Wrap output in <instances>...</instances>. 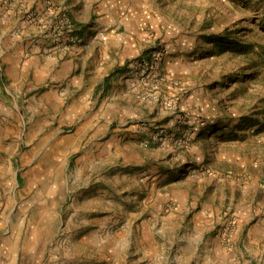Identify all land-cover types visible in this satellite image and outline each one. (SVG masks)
Returning a JSON list of instances; mask_svg holds the SVG:
<instances>
[{
    "label": "rangeland",
    "instance_id": "rangeland-1",
    "mask_svg": "<svg viewBox=\"0 0 264 264\" xmlns=\"http://www.w3.org/2000/svg\"><path fill=\"white\" fill-rule=\"evenodd\" d=\"M41 1L0 0V264H264V0L87 3L101 72Z\"/></svg>",
    "mask_w": 264,
    "mask_h": 264
},
{
    "label": "crops",
    "instance_id": "crops-1",
    "mask_svg": "<svg viewBox=\"0 0 264 264\" xmlns=\"http://www.w3.org/2000/svg\"><path fill=\"white\" fill-rule=\"evenodd\" d=\"M25 2H22L20 4V6L17 8V11L20 12L22 11L24 8L26 9H31V8H34L33 10H35L36 12L39 11L41 8H42V1L41 0H24ZM39 1V2H38ZM58 5H62L63 3L67 4V8H70L71 9V19L73 21V24H74V27H75V33L77 34V36H79L80 38V41L78 42V44H75L73 46L70 47L69 51H72L73 53H76V55H83V52L86 51L89 53L88 55V60L90 61L91 65H92V68H93V71H97V72H101V71H105L106 68H110V67H113L115 65V63H117L116 61H109V54L107 53V49H108V43L111 42L110 44L111 45H117V46H120V44L126 40H122L121 37H110L108 36L106 38V36L104 35V33L106 32L105 29H101V30H98V33L96 35V40L92 41L91 45L90 46H86L85 44L83 45V47H79V45L83 42V41H86V37H87V33H88V28H87V25L88 24H85V21L86 20H83L81 18V15L79 14V8H81V6L83 5H86V7H88L87 3H89L90 6H92V1H95V0H56ZM100 1V0H98ZM119 1H122V0H103L102 1V4L100 3L98 6L103 10L104 8L108 9L109 6H111V10L113 11L114 10V6H116V3L115 2H119ZM26 3V5H25ZM57 3H51V5L53 6H56ZM14 7H17V3H14L13 4ZM69 6V7H68ZM20 10V11H19ZM101 10V11H102ZM117 10V9H115ZM115 10L113 12H115ZM114 14V13H113ZM92 18V17H91ZM108 21V20H107ZM104 24L101 23L100 25H97V26H103ZM124 25V24H123ZM124 30L127 29V27L124 25L123 26ZM114 30V29H113ZM4 34V33H3ZM100 34H103L102 36ZM129 41V40H128ZM53 43V42H51ZM130 43V41H129ZM105 44L104 48H103V51L100 52L98 55L96 54V49L98 46H101ZM4 47H8L0 38V54L4 53L3 51V48ZM81 48H84V50L81 51ZM86 48V49H85ZM72 52H70V54H73ZM66 54V52L63 54L61 53L58 58L56 56H53L52 58L50 57H47V56H44L42 54L38 55L35 57L36 61H35V66L37 67L36 69L38 71H42V64L41 62L44 60V59H47V58H50L52 60L54 59H63L64 55ZM96 56H98V58H96ZM70 60L72 61L73 59L70 58ZM47 62L44 61L43 62V65L46 64ZM63 63V62H62ZM95 63V65H94ZM122 63H118L116 64V66H120ZM38 65V66H37ZM86 65V64H85ZM124 65V64H123ZM24 66L22 65V68ZM27 69V68H26ZM24 70V69H23ZM124 71H122L121 73H123ZM103 77H107L108 76V73L106 74L105 72L101 75ZM125 87L126 88H130L131 85L129 83H127V80H125ZM134 92V91H133ZM137 93V92H135ZM261 228H259V231L260 232Z\"/></svg>",
    "mask_w": 264,
    "mask_h": 264
},
{
    "label": "trees",
    "instance_id": "trees-1",
    "mask_svg": "<svg viewBox=\"0 0 264 264\" xmlns=\"http://www.w3.org/2000/svg\"><path fill=\"white\" fill-rule=\"evenodd\" d=\"M264 26V25H263ZM206 44H212L214 49L217 51H233L239 55H248L252 47L249 44H243L239 42L235 37L232 36V34L229 33H224L223 35L216 37V36H208L206 37ZM151 52L152 49H148L144 52L142 55L143 57L138 59V62L140 61H150L151 58ZM122 71H124V66L123 67H117L115 68L112 73H110L107 77L104 78L103 83H107L111 78L114 76H117L120 74Z\"/></svg>",
    "mask_w": 264,
    "mask_h": 264
},
{
    "label": "built area",
    "instance_id": "built-area-1",
    "mask_svg": "<svg viewBox=\"0 0 264 264\" xmlns=\"http://www.w3.org/2000/svg\"><path fill=\"white\" fill-rule=\"evenodd\" d=\"M62 30L67 34V38L66 41L70 42V43H74L76 42V33H75V27L73 24V21L71 19V17L68 14H64L63 18H62V25H61ZM102 36V34H100ZM66 43V42H65ZM67 45H64V49H67ZM156 61H158L159 59L157 57L154 58ZM150 62V61H149ZM148 61H139V62H135L134 64L136 65L135 68H140V69H144L149 67V63ZM151 66V65H150Z\"/></svg>",
    "mask_w": 264,
    "mask_h": 264
}]
</instances>
